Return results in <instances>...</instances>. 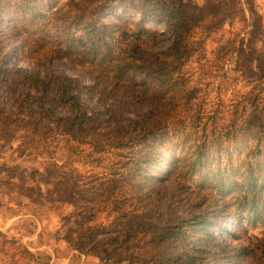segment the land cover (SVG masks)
Instances as JSON below:
<instances>
[{"label": "rangeland", "instance_id": "obj_1", "mask_svg": "<svg viewBox=\"0 0 264 264\" xmlns=\"http://www.w3.org/2000/svg\"><path fill=\"white\" fill-rule=\"evenodd\" d=\"M26 1H3L7 16L0 30L19 32V38L13 34L7 39V47L0 56V68L25 69L42 75L46 65L50 70L67 73L80 81L83 87L80 95L85 109L89 111L106 112L115 108L119 99L131 94L140 95L141 92H147L145 99L149 100L157 90L164 110L168 111L171 126L169 131L163 132L165 134L156 136V143L153 144L160 151L159 145L165 149V180L161 183L154 171L146 180L138 178L135 183L141 185L145 192L161 186L160 200L163 202L181 199L176 209L179 215L190 217L198 203L202 210L204 208L205 212H210L211 219H214L213 212L221 215L215 218L217 226L213 236L221 238L222 248L231 251L248 246V250L243 253H233L231 259L219 247H215L216 254L209 257L208 264H264V220L251 218L254 196L247 193L243 185H237L243 182L250 184L252 181L247 179L249 164L252 163L253 168L257 167V162L264 164V143H260L255 153L256 142L248 134L243 120L248 119L254 111L264 117V0H168L170 3L192 4L198 10L208 5L202 15L189 21V41H201V45L190 60L174 73L176 88L171 89H183L176 94L169 87L165 88L168 92L164 89L160 91L157 86L160 82L155 80H148L147 85H144L139 76L133 85L126 81L109 82L114 67L95 60L92 53L85 55L83 42L87 38L83 42L76 39L79 32H75L69 40L66 34L60 33L59 40L63 42L57 43L55 47H46L51 45L37 40L38 35L41 36V29L36 31L35 26L26 31L21 23L10 18L12 9ZM50 1H53L54 7L69 2ZM33 2L43 7L44 11L49 7L46 1ZM120 13L121 6L117 4L102 17L107 24L106 35L103 34L106 42H101V45H111L114 54L128 56L130 47L135 43L152 51L171 44L168 33H159V38L144 36L137 41L133 36L134 25L120 21ZM129 15L134 21L142 19L138 12ZM143 22L152 30L162 32L166 28L165 22L153 18L147 17ZM229 41L236 42L238 48H243L246 55L252 57L249 68L243 70L241 67L235 71L234 61L227 57L229 46L222 47L229 45ZM50 55L53 56L52 60L46 61L45 57ZM99 70L104 78L103 83L100 79L94 80ZM107 84L110 85L106 89L104 87ZM92 85L96 87L92 88ZM31 91V94L36 93ZM187 93L191 100L187 99ZM8 95L6 88H0V101L10 98ZM128 100L140 102L131 104L133 110L129 116L133 118L139 117L148 108L146 102L142 103L143 100L139 98L128 96ZM34 102V99L28 98L22 113L16 111L17 106H10V100L1 104L9 107L14 119L20 121L0 128V212L3 223L0 222L5 225L6 217L12 215L21 214L24 217L19 218L11 231H1L0 260L5 264H105L102 257L105 250L112 247L109 237L117 231L121 232L128 223V220L121 222L120 215L131 213L136 206L143 204L137 199H119L113 202L117 211L112 204L105 206L100 203L92 206L94 209L91 211L86 208L88 212L85 213L80 211L85 207L84 202L74 199L72 195L76 190L72 191L67 202H53L48 197L47 189L53 191V183L58 178L65 182L75 178L90 183L95 173L103 176L111 172L114 153L105 146L102 151H97V144L92 143L91 139L73 143L58 132H47L50 136L46 137L41 132L35 134L34 124L29 122L28 116L36 106ZM124 111L126 107L117 110L128 116ZM66 112L67 109L56 106V115ZM230 126L238 130L227 136L224 132ZM201 128L209 138V162L190 175L182 174L183 165L180 164V168L171 174V160L174 162L185 156ZM6 130L10 134H5ZM187 131H191V137ZM185 140L188 142L185 143ZM254 170L257 171V168ZM49 180L52 183L48 184ZM36 184L40 191L31 190ZM125 192L129 196L133 195L130 184H127ZM263 196H257L262 199L258 200L257 206L264 202ZM70 201L78 203V210L72 212L75 207ZM227 213H232L229 220L225 218ZM84 217L91 220L84 224ZM86 225L95 229L94 240H90L93 234L85 232L88 229ZM141 243L142 236L134 239V244ZM92 246L97 252L87 251ZM28 252L35 253L36 258L32 259Z\"/></svg>", "mask_w": 264, "mask_h": 264}, {"label": "trees", "instance_id": "obj_2", "mask_svg": "<svg viewBox=\"0 0 264 264\" xmlns=\"http://www.w3.org/2000/svg\"><path fill=\"white\" fill-rule=\"evenodd\" d=\"M3 1L0 0V25L5 23L4 18L7 16L6 9L2 5ZM33 1L28 0L13 8L10 18L21 23L26 31L35 26L36 31L41 29V36L38 35L37 40L51 45L46 47H55L57 43L63 42L59 40L60 33L66 34L67 40H69L75 32H79L80 35L76 39L83 42L84 38H87L86 42H83L85 45L83 53L85 55L92 53L95 60H99L100 63L105 62L111 68L114 67L112 69L113 76L109 77V82L126 81L133 85L136 77L139 76L144 85H147L148 80L160 82L157 86L160 87V91L164 89L165 92L175 91L171 89L176 88L177 78L173 79L174 73L190 60L201 45V41H189V21L193 17L202 15L201 13L208 7L206 5L203 6V9L198 10L192 4L170 3L168 0H69L61 7H54L53 1L42 0L49 2L48 9L44 11L43 7L36 5ZM117 4L121 6L118 19L125 21L126 25H134L133 36L137 41H140L144 36L159 38L160 34L168 33L172 40L171 44L152 51L135 43L130 47L128 56L114 54L108 43L102 46L101 42H106V36L103 34L106 35L107 24L102 20V17L107 15L106 13ZM131 12H138L142 19L139 21L130 19ZM147 17L165 22L164 31L152 30L144 25L143 20ZM17 33L0 30V56L7 47V39L11 35L14 34L19 38ZM228 44L222 47L229 46L227 57L229 56L234 61L235 71L240 70L241 67L243 70L249 68L252 57L247 56L243 48H238L236 42L229 41ZM45 58L46 61H50L53 56ZM44 66L45 71L42 75L25 69L0 68V88H6L10 94L8 95L10 98L0 101V128L3 129L4 126L20 121V119H14L9 107L1 105L3 102L10 100V106H17L16 111L22 113L27 99L31 100L32 98L36 101L34 102L36 106L28 113V116H30L29 122L34 124L35 134L41 132L42 136L46 137L50 136L47 132H58L73 143L91 139L92 143L96 142L97 151H102L105 146L104 148H108L114 153L113 162L110 164L111 172L106 175L99 176L95 173L94 179L90 183L75 178L65 182L62 178H58L57 181H53V191L47 189L48 197L53 199V202L62 203L67 202L69 195L76 190V193L72 195L74 199L77 198L81 203L84 202L85 207L80 211L85 213L88 212L87 209L91 211L94 209L92 206L100 203L106 204L105 206L112 204L115 209L116 205L113 202H117L119 199L125 201L137 199L143 204L140 207L136 206L131 213L120 215L121 222L128 220V223L121 232L112 233L114 235L109 237L108 241L112 247L106 249L102 257L105 264H208L209 257L216 254L215 247H219V250H222L228 259L232 258L233 253L240 254L248 250V246L231 251L222 248L221 238L213 236V230L217 226L215 218L221 216L216 212L211 211L214 214L212 217L214 219H211L210 212H205L204 208L202 210L198 203L190 217L181 214L180 216L176 209L179 208L181 199H169V201L163 202L160 200L163 189L161 186L155 187V189L154 187L150 188L147 190L148 192H145L141 185L135 183L138 178L146 180L154 171L155 177H158L161 183L165 180L163 173L167 171L164 166L166 152L161 148V145H159L160 151L153 144L156 143L154 138L165 134L163 132L169 131L171 126L168 121V111L164 110V103H161L162 98L160 99L158 96L157 90H155L154 97L149 100L145 99L147 92H141L140 95L131 94L124 99H119V104L106 112L89 111L85 109L80 95L83 90L80 81L67 73L50 70L46 65ZM98 79L102 83L104 82L100 70L99 74L94 77V80ZM110 84L104 88L107 89ZM92 86V88L96 87V85ZM167 87L169 90H165ZM31 90L36 93L31 94ZM182 90H176L175 94ZM128 96L139 98L143 100L142 103L146 102L148 108L139 117L129 116L133 110L131 104L140 102L133 101V103L128 100ZM186 96L188 100H191L188 93ZM57 105L67 109V112L56 115ZM125 107L124 113L128 116L117 112L118 108ZM173 107H175V103ZM243 120L249 130L248 134L256 142V153L260 148V143H264V117L260 112L254 111L248 119ZM203 128H201L202 134L199 131L198 134L201 135L197 134L192 140V145L186 150L185 156L177 158L174 162L173 159L171 160L172 167L169 169L171 174L180 168V164L183 165L182 174L190 175L199 171V167L209 162L210 155L207 150L209 138ZM237 130L230 126L225 129L224 133L229 136ZM9 132L6 130L5 134L8 135ZM187 134L191 137V131H187ZM184 142L186 143L188 140ZM218 158H215V161ZM257 163H255L257 171L254 170L255 167H252V163L248 165L247 179L252 180L250 184L243 182L237 185H243L245 191L254 196L252 202L255 204L252 205L254 211L251 218L264 220V202L257 206L258 200L262 201L257 196L264 195L262 171L264 164ZM158 168L161 170L157 171ZM217 172L219 173V170ZM35 173L40 172L35 171ZM50 183L52 182L49 180L48 184ZM127 184H130V188L133 190L132 196L125 192ZM31 190L40 191V187L36 184ZM174 196L179 198L176 194ZM72 203L75 207L72 211L74 212L78 210V203L76 201H72ZM226 215L225 218L229 220L232 213ZM90 220V218L85 219L84 217L82 221L86 224ZM86 227L90 226L86 225ZM94 231L95 229L88 228L85 232L92 235ZM2 234L3 232L0 231V235ZM138 236H142L143 243L134 244V239ZM95 237L96 235L93 234L90 240H94ZM57 238L59 237H55V239ZM94 248L92 246L87 251L97 252ZM28 253L32 259L36 258L35 253Z\"/></svg>", "mask_w": 264, "mask_h": 264}, {"label": "crops", "instance_id": "obj_3", "mask_svg": "<svg viewBox=\"0 0 264 264\" xmlns=\"http://www.w3.org/2000/svg\"><path fill=\"white\" fill-rule=\"evenodd\" d=\"M5 216V215H4ZM2 217L3 215L0 212V221L3 223L2 221ZM24 216H22L21 214L18 215H12L10 217H6L7 218V223L5 225H2V223L0 222V231H11V228H13V226L17 225L16 223L19 222V218H23ZM42 248V247H41ZM40 249V248H39ZM0 264H5L0 260Z\"/></svg>", "mask_w": 264, "mask_h": 264}]
</instances>
